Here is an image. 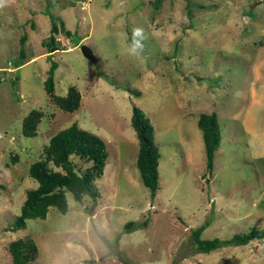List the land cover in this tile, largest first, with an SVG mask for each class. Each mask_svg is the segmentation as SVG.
Here are the masks:
<instances>
[{
	"label": "rangeland",
	"instance_id": "obj_1",
	"mask_svg": "<svg viewBox=\"0 0 264 264\" xmlns=\"http://www.w3.org/2000/svg\"><path fill=\"white\" fill-rule=\"evenodd\" d=\"M55 21L72 36L57 34L62 49L50 52L43 42ZM135 27L148 38L131 56ZM53 63L56 94L71 86L82 94L73 112L47 94ZM134 106L151 119L161 154L155 197L137 165ZM33 109L45 115L28 137ZM201 113L221 128L212 173ZM73 122L107 144L101 196L67 191L66 214L52 206L45 219L12 228L38 186L30 165ZM74 160L82 171L86 163ZM0 184V264H13L9 243L21 237L37 245L27 264H264L262 240L205 252L193 235L203 224L204 239L264 228V0H9L0 8Z\"/></svg>",
	"mask_w": 264,
	"mask_h": 264
},
{
	"label": "trees",
	"instance_id": "obj_2",
	"mask_svg": "<svg viewBox=\"0 0 264 264\" xmlns=\"http://www.w3.org/2000/svg\"><path fill=\"white\" fill-rule=\"evenodd\" d=\"M160 3L162 0H154ZM62 33L67 37L72 32L66 29L61 21L52 23L51 35L43 42L50 52L62 49L56 35ZM27 34L21 37L22 49L17 60V67L24 64ZM57 64L53 63L49 75L45 80V89L49 98L63 111L73 112L81 104L82 94L75 86H71L65 96L55 92L54 73ZM45 113L40 109L31 110L23 120L22 132L25 136L33 137L38 134V125ZM131 123L136 130L139 140L137 165L144 185L149 188L153 197L157 195L159 181V147L155 141V130L151 119L138 106H134ZM198 125L203 133L206 151V169L209 173L214 169V157L221 144V128L214 113H201ZM43 155L29 167V174L38 182V186L26 192V198L21 206L12 228H24L28 219H45L49 209L55 206L66 214L69 210L67 191H70L77 200L84 196L100 197L101 193L96 182L104 174L108 160V150L105 140L97 134L84 129L78 122L57 131L53 134L43 150ZM74 157L81 159L86 166L79 170ZM17 159V158H16ZM1 186V184H0ZM143 225L148 222L144 221ZM135 225L134 221L126 224L127 229ZM207 224L194 230V241L201 251L210 252L225 245H245L253 240L264 241V228L236 234L229 240L219 238L204 239L202 232ZM9 251L13 264H27L37 257V245L30 239L17 238L9 243Z\"/></svg>",
	"mask_w": 264,
	"mask_h": 264
},
{
	"label": "clouds",
	"instance_id": "obj_3",
	"mask_svg": "<svg viewBox=\"0 0 264 264\" xmlns=\"http://www.w3.org/2000/svg\"><path fill=\"white\" fill-rule=\"evenodd\" d=\"M9 0H0V8H3ZM148 38L143 27H135L132 31V42L128 48V54L131 56H138L143 53L145 49L144 41Z\"/></svg>",
	"mask_w": 264,
	"mask_h": 264
},
{
	"label": "water",
	"instance_id": "obj_4",
	"mask_svg": "<svg viewBox=\"0 0 264 264\" xmlns=\"http://www.w3.org/2000/svg\"><path fill=\"white\" fill-rule=\"evenodd\" d=\"M81 49H82L84 55H85L87 58H89V59H93V58L95 57V54H94L93 49H92L91 47H89L88 45L83 44V45L81 46Z\"/></svg>",
	"mask_w": 264,
	"mask_h": 264
}]
</instances>
